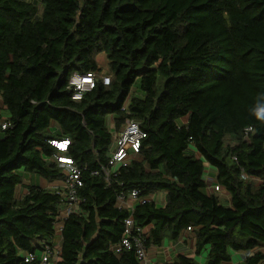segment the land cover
<instances>
[{
	"label": "trees",
	"instance_id": "1",
	"mask_svg": "<svg viewBox=\"0 0 264 264\" xmlns=\"http://www.w3.org/2000/svg\"><path fill=\"white\" fill-rule=\"evenodd\" d=\"M99 54L110 84L72 100L70 76L100 73ZM260 97L264 0H0V264H39L23 260L35 240L54 247L60 198L16 189L27 175L64 180L49 141L65 139L83 201L62 222L56 264H139L112 251L128 217L117 196L133 190L164 196L133 209L146 249L192 235L191 256L161 264L202 252L204 264H264V123L250 114ZM110 118L118 132L138 122L145 138L106 182ZM205 165L229 200L204 192Z\"/></svg>",
	"mask_w": 264,
	"mask_h": 264
},
{
	"label": "built area",
	"instance_id": "2",
	"mask_svg": "<svg viewBox=\"0 0 264 264\" xmlns=\"http://www.w3.org/2000/svg\"><path fill=\"white\" fill-rule=\"evenodd\" d=\"M101 81L103 86L110 84L109 76L104 73H74L68 80V89L71 92L72 100H80L81 97L91 91L97 81ZM9 127L8 121L4 118L0 119V130H5ZM145 138V133L140 129L138 122L134 120H126L122 129L115 132L112 136V144L110 147V156L107 166L101 169L104 180L109 182L111 177H114L119 168L125 167L129 159L138 153L141 141ZM49 144L59 152L60 155L52 157V160L64 171V180L59 186L53 187V191L60 198L61 204L58 210L57 220L55 222V235L59 236L63 220L71 213L79 212L78 205L83 201L79 198L77 192L81 188L80 173L74 166L73 161L66 156L67 147L69 146L68 139L49 141ZM93 174H97L94 172ZM212 181L213 192L219 195L221 188L213 183V179L208 178L206 181ZM210 189V188H209ZM161 193H153L147 197H140L138 191L133 190L129 194H120L117 196L119 207H123L128 211V217L124 221V229L120 243L112 247L115 254L121 251L133 250L135 258L139 264H145L147 257V249L144 245V231L135 226L132 212L137 205H142L145 202H153L156 207L163 206L161 204ZM191 229L187 228L186 233H190ZM58 249L51 247L50 244H42L35 252L26 253L23 260L26 263L38 261L39 264H56L58 259Z\"/></svg>",
	"mask_w": 264,
	"mask_h": 264
},
{
	"label": "crops",
	"instance_id": "3",
	"mask_svg": "<svg viewBox=\"0 0 264 264\" xmlns=\"http://www.w3.org/2000/svg\"><path fill=\"white\" fill-rule=\"evenodd\" d=\"M100 73H104V70L102 69V71ZM2 115L4 118H7L5 115L4 111H1ZM110 120V129L112 132V136L115 132L113 128H112V122H111V118ZM56 128V125L53 124L52 125V129ZM120 131V130H119ZM216 176V171L205 165V172H204V178L205 180L208 178L214 179ZM61 182L58 181H53V182H46L43 179L31 176V175H27L25 177V179L23 180L22 184L16 189V196L18 198H20L24 193H25V189L27 186L29 185H36L42 189H53V187L59 186ZM219 196V195H218ZM222 197L221 200L223 201H227L229 200L228 196L225 194H221L220 195ZM220 197V198H221ZM164 196L162 194V198H161V204H164ZM61 244V241L59 240V237L56 235V238L53 242V246L55 247V249H58L59 246ZM34 245L35 247H39L41 245L39 240H35L34 241ZM38 249V248H36ZM193 241L189 238H185V239H181L177 242L174 243H170L168 241H164L162 243L161 246L159 247H150L147 249V257L145 260V264H161L167 261H174L176 260V258L180 255H187V256H191L193 253ZM205 252H202L199 256H195L194 260L197 264H204L205 263ZM235 256V255H234ZM244 254H236V259L237 261H239L240 259L244 258ZM234 257V258H235Z\"/></svg>",
	"mask_w": 264,
	"mask_h": 264
},
{
	"label": "clouds",
	"instance_id": "4",
	"mask_svg": "<svg viewBox=\"0 0 264 264\" xmlns=\"http://www.w3.org/2000/svg\"><path fill=\"white\" fill-rule=\"evenodd\" d=\"M250 114L256 121L264 123V97L259 98L258 103L251 109Z\"/></svg>",
	"mask_w": 264,
	"mask_h": 264
},
{
	"label": "rangeland",
	"instance_id": "5",
	"mask_svg": "<svg viewBox=\"0 0 264 264\" xmlns=\"http://www.w3.org/2000/svg\"><path fill=\"white\" fill-rule=\"evenodd\" d=\"M95 60H96L97 64L104 70V73H105V70H106V59H105V56L103 54H99V55L96 56V59ZM110 124H111L110 123V120H108L107 121V125L110 126ZM207 182H208L209 188L211 189L212 188V181L211 180H208ZM204 192L209 193V192H213V191L212 190H210V191L204 190ZM223 193L226 194L225 192H223ZM220 195L221 194L219 193V197H221ZM221 199H222V197H221ZM191 236H192L191 234H186L185 235V238H189V237L191 238ZM233 259L236 262V260H237L236 257L233 258Z\"/></svg>",
	"mask_w": 264,
	"mask_h": 264
}]
</instances>
